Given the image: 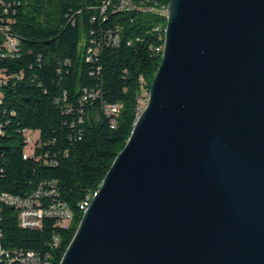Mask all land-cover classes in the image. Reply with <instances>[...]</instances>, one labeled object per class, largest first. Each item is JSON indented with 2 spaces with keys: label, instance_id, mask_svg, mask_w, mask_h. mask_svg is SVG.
Listing matches in <instances>:
<instances>
[{
  "label": "water",
  "instance_id": "1",
  "mask_svg": "<svg viewBox=\"0 0 264 264\" xmlns=\"http://www.w3.org/2000/svg\"><path fill=\"white\" fill-rule=\"evenodd\" d=\"M145 110L60 264H264V0H172Z\"/></svg>",
  "mask_w": 264,
  "mask_h": 264
},
{
  "label": "trees",
  "instance_id": "2",
  "mask_svg": "<svg viewBox=\"0 0 264 264\" xmlns=\"http://www.w3.org/2000/svg\"><path fill=\"white\" fill-rule=\"evenodd\" d=\"M171 1L139 0L140 8L118 12L113 0H0V27L19 44L16 56L0 52V195L55 189L40 201L62 202L73 213L63 226L45 218L27 229L18 209L0 200L2 264L17 263V252L61 263L86 201L126 147L150 93ZM26 131L38 133L27 159Z\"/></svg>",
  "mask_w": 264,
  "mask_h": 264
},
{
  "label": "built area",
  "instance_id": "3",
  "mask_svg": "<svg viewBox=\"0 0 264 264\" xmlns=\"http://www.w3.org/2000/svg\"><path fill=\"white\" fill-rule=\"evenodd\" d=\"M152 1V0H150ZM106 3V2H105ZM141 7V4H138V8ZM104 8V6H103ZM113 10L118 12H129V3L128 0H113ZM16 37L10 34V30L4 29L0 27V52L1 58H7V51H15L16 56ZM1 77V74H0ZM4 83V80L0 78V85ZM1 91H0V99H1ZM149 100V95L146 99H143V108H146ZM118 105H113L109 107V111L111 113H116V108ZM1 109V107H0ZM4 130V123L0 120V136ZM34 132L26 131V143L27 148L24 153V158L27 159L33 152L34 146L36 143V139L29 134H33ZM54 185V184H52ZM43 194L49 195L51 197L54 194H57L55 189H52L50 192H43V190H39L28 197H20L13 195L8 192H3L0 195L1 203H4L7 206L16 207L19 211V224L20 226L27 229H37L40 228L45 218H56L60 220V209L63 208V203L52 202L48 205H44L40 201V197ZM89 203V201H86ZM71 219V218H69ZM68 219V222H69ZM65 222H61L63 226ZM17 255V263L11 264H45L38 254L34 252H30L28 254H18Z\"/></svg>",
  "mask_w": 264,
  "mask_h": 264
},
{
  "label": "bare ground",
  "instance_id": "4",
  "mask_svg": "<svg viewBox=\"0 0 264 264\" xmlns=\"http://www.w3.org/2000/svg\"><path fill=\"white\" fill-rule=\"evenodd\" d=\"M138 1H139V0H128V3H129V10H132V9L138 8V5H137V4H138ZM140 1H141L142 3H144L145 1H150V0H140ZM110 2H111V1L107 2V3H106V6H108V5L110 4ZM167 15H168V11H167ZM18 46H19V44H18V41L16 40V50H17ZM164 49H165V47H164L163 49L158 48L157 52L163 54V53H164ZM9 52H14V51H9ZM1 103H2V99H0V105H1ZM144 110H145V109H144ZM144 110L141 108V113H142ZM141 113H140V114H141ZM96 194H97V193H96ZM96 194H95V195H96ZM95 195H94V196H95ZM94 196H93L91 199H89V203H85V212L87 211L88 207L90 206V204H91V202H92ZM60 218L63 219V221L65 222V224L68 223V219H69V218H71V219H69V221L72 220V218H73V213H72V211L70 210L69 207L63 205V208L60 209ZM0 238H1V237H0ZM3 255H4V253H3V248H2V245H1V242H0V264L3 263ZM11 263H15V262H11ZM11 263H10V264H11Z\"/></svg>",
  "mask_w": 264,
  "mask_h": 264
},
{
  "label": "rangeland",
  "instance_id": "5",
  "mask_svg": "<svg viewBox=\"0 0 264 264\" xmlns=\"http://www.w3.org/2000/svg\"><path fill=\"white\" fill-rule=\"evenodd\" d=\"M85 42V38L83 37V41H82V44H84ZM142 109L144 110L145 108L142 107ZM30 136L34 137V138H37L38 137V133H33V134H29Z\"/></svg>",
  "mask_w": 264,
  "mask_h": 264
}]
</instances>
